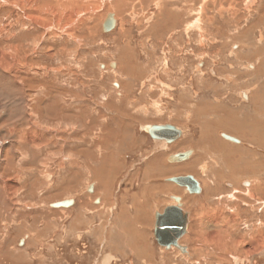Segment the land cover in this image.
<instances>
[{"label":"rangeland","instance_id":"374dc122","mask_svg":"<svg viewBox=\"0 0 264 264\" xmlns=\"http://www.w3.org/2000/svg\"><path fill=\"white\" fill-rule=\"evenodd\" d=\"M248 1L131 4L120 14L111 10L118 25L108 33L101 28L106 10L90 22V34L77 32L81 43L62 36L27 49L37 48L34 68L17 75L25 93L11 83L13 74L0 73V178L18 176L19 181L10 199L0 181V264H264V0ZM10 11L0 10V25H6ZM16 28L28 44V34ZM63 46L70 53L61 56ZM166 46L192 55L193 65L205 62V69L193 66L190 74L197 80L199 101L218 109L196 113L201 121L184 115L198 130L168 147L150 142L144 133L161 116L158 103L150 102L149 87L153 72L164 74ZM48 48L53 58L44 53ZM242 91L246 100L239 96ZM23 97L29 110L22 108ZM189 101L181 100L184 111ZM221 112L225 117L216 120ZM27 113L36 114V126L27 122ZM239 124V129L229 126ZM227 127L241 144L220 137L230 132ZM29 130L38 137L37 152L31 149L35 142L15 144ZM183 150L194 153L181 163L167 161ZM19 153L25 160L8 171ZM183 175L198 181L199 194L167 180ZM173 197L189 213L187 233L179 241L186 253L160 247L153 238L154 215L174 205ZM65 199L75 203L64 210L49 207ZM211 211L226 224H201ZM54 218L69 224L51 241L59 228ZM210 231L220 240L208 239ZM253 238L263 242L249 255Z\"/></svg>","mask_w":264,"mask_h":264},{"label":"bare ground","instance_id":"6f19581e","mask_svg":"<svg viewBox=\"0 0 264 264\" xmlns=\"http://www.w3.org/2000/svg\"><path fill=\"white\" fill-rule=\"evenodd\" d=\"M165 1V0H163ZM171 1V0H170ZM250 1V0H249ZM248 1V2H249ZM252 1V0H251ZM151 3L153 5L159 6L161 0H0V10L7 8L10 9L9 19L6 23V25H0V42H4L5 44L3 46L0 45V73H11L14 76V81L11 83L15 86H20L25 91L22 84L19 81V73L21 71H30L34 68V60H35V49H29L30 46H34L36 43H44L45 40H49L51 38H60L62 36L66 37L68 41H75L77 39L78 43L82 42V39H79L76 37L77 32L82 30L90 32V22L94 21L96 19H101L104 15V12H110L108 14H112L114 18V26L111 30L118 25V20L115 14L116 10L117 13H121L124 11V9L132 4H140L142 3ZM140 4V5H142ZM162 4V3H161ZM199 4H201L199 2ZM147 5V4H146ZM165 5V4H164ZM171 6V5H170ZM205 6V5H204ZM133 7V6H132ZM131 7V8H132ZM166 7V6H165ZM138 8V7H137ZM164 7L160 5L159 11L163 9ZM168 8V7H167ZM110 10V11H108ZM147 10V9H146ZM162 11V10H161ZM133 12V11H132ZM131 13V12H130ZM107 14V15H108ZM128 14V13H127ZM144 14V13H142ZM106 15V16H107ZM133 15V14H131ZM141 15V14H140ZM105 16V18H106ZM122 16V15H121ZM136 16V15H135ZM105 18H103L105 20ZM145 18V17H144ZM158 18V16H157ZM160 18V16H159ZM166 18V17H165ZM103 20V22H104ZM124 21V20H123ZM161 21V20H160ZM158 22V21H157ZM144 23V22H143ZM142 23V24H143ZM146 23V22H145ZM96 24V23H93ZM103 24V23H102ZM153 24V23H152ZM16 26L18 29L22 30L23 32L28 34L27 40L29 41L28 44H25L23 39H19L18 35L13 31V28ZM117 28V27H116ZM17 29V28H16ZM91 30V31H90ZM17 31V30H16ZM31 32V33H30ZM121 33L123 32V29L120 30ZM127 32V31H125ZM66 39V40H67ZM68 43V42H67ZM44 47V46H43ZM77 49V48H76ZM41 51V50H40ZM180 51V50H179ZM188 51V50H187ZM61 56H63V53H70L69 50L66 49L65 46H63L60 50ZM48 57L53 58L54 50L52 48H48L47 51L44 52ZM128 53V52H127ZM37 54V52H36ZM145 54V53H144ZM125 56V55H124ZM140 56V55H139ZM46 57V56H44ZM47 57V58H48ZM121 57V56H120ZM55 58V57H54ZM249 58V57H248ZM30 59L31 62L28 61ZM150 60V59H149ZM124 61V60H123ZM248 61V60H247ZM124 61L123 63H125ZM114 64V63H113ZM120 65V64H119ZM117 64L115 63V67ZM123 66V65H122ZM121 66V70L124 69ZM125 68L127 66H123ZM248 67V66H247ZM252 67V66H251ZM262 67V64H261ZM38 68V67H37ZM129 68V67H128ZM44 68H42L43 70ZM65 69V68H64ZM250 69V67H249ZM254 69V68H253ZM38 70V69H36ZM47 70V69H46ZM120 70V72H121ZM126 70V69H125ZM256 70V68H255ZM45 71V70H44ZM59 71V70H58ZM124 71V70H123ZM35 72V70H34ZM42 72V71H41ZM53 72V71H52ZM251 72V71H250ZM257 72V71H256ZM7 75V74H6ZM18 75V76H17ZM251 75V74H250ZM11 76V75H10ZM246 76V75H245ZM252 76V75H251ZM9 77V76H7ZM229 78L231 76H228ZM232 78V77H231ZM9 79V78H8ZM228 79V78H227ZM237 79V78H236ZM7 80V79H6ZM10 80V79H9ZM8 80V81H9ZM6 81V82H8ZM231 82V81H230ZM118 86V84H116ZM245 91V90H244ZM243 91V92H244ZM25 93V92H24ZM246 95V92H244ZM28 95V94H25ZM251 96V95H250ZM10 97V96H9ZM71 97V96H70ZM254 97V95H253ZM256 97V96H255ZM258 97V96H257ZM72 98V97H71ZM24 101H26L25 106H23V109L29 110V101L26 100V97L22 98ZM30 99V98H29ZM255 100V98H253ZM47 100V99H46ZM47 102V101H46ZM45 105V104H44ZM57 106V105H56ZM65 109V108H64ZM24 111V110H23ZM66 111H68L66 109ZM160 112V111H159ZM24 113V112H22ZM29 116V119L27 122L31 124L32 127L36 126L35 120H36V114L27 113ZM67 114V112H66ZM69 114V113H68ZM35 117H33V116ZM71 116V114H70ZM26 117V116H25ZM73 117V116H71ZM70 119V118H69ZM22 120V119H21ZM25 120V119H24ZM25 124V123H24ZM157 125V124H156ZM13 126V125H12ZM25 126V125H24ZM38 126V125H37ZM260 127V126H259ZM146 131L148 129V126L144 128ZM9 132L11 134L13 133V128L9 127ZM245 133V132H244ZM252 133V132H251ZM155 134V133H154ZM157 136V135H156ZM16 137V136H14ZM254 137V136H253ZM18 140L15 144L23 145L28 143V145H32L33 149L32 151L37 152L38 147L36 143L38 142V137L35 134V132L32 130H29L25 136H17ZM234 138V137H233ZM236 138V137H235ZM261 139V138H260ZM167 142V141H166ZM239 142V141H238ZM1 143V142H0ZM168 143V142H167ZM47 144V143H46ZM177 144V143H176ZM12 145V144H11ZM10 145V146H11ZM27 145V144H26ZM49 145V144H48ZM209 145V144H208ZM46 146V145H45ZM209 149V147H207ZM211 148V147H210ZM11 149V148H10ZM15 150V147H12V150ZM2 145H0V157L2 152ZM14 152V151H13ZM17 152V151H16ZM202 152V151H201ZM10 154V153H9ZM15 154V152L13 153ZM16 155V154H15ZM30 157V156H29ZM25 156L23 153H19L17 156L14 157V160L10 163V168L8 171H10L13 168V163H20L21 161L25 160ZM36 160V159H35ZM1 161V160H0ZM8 161V159H7ZM200 161V160H199ZM41 163V162H40ZM9 165V164H8ZM102 169V168H101ZM95 174V173H94ZM93 174V175H94ZM17 175V174H16ZM3 177V176H2ZM0 181L3 183L4 190L6 193V197H12V195L17 191L19 187V181L18 176H15L14 179L6 180L3 178H0ZM253 184V183H252ZM256 184V183H255ZM254 184V185H255ZM259 188V187H258ZM250 189V188H249ZM256 189V188H254ZM262 190V189H261ZM235 191V190H234ZM32 192V191H31ZM89 192V191H88ZM256 192V191H255ZM249 193V192H248ZM251 194V193H250ZM249 196H252V194ZM5 195V194H4ZM10 199V198H9ZM180 199V198H179ZM8 200V199H7ZM180 201V200H179ZM211 201V200H210ZM173 202L176 205V202L173 197ZM181 206L182 203L180 202ZM15 205V204H14ZM19 205V204H18ZM19 207V206H18ZM26 207V206H25ZM182 208V207H181ZM63 209V208H62ZM64 210V209H63ZM161 213V212H160ZM207 214H203L202 218L199 222L201 224H211L214 227H219L220 225H225L224 220L221 218V215L218 212L211 211V213L206 212ZM222 213V212H221ZM63 214V213H62ZM199 215V214H198ZM232 221V220H231ZM75 222V221H74ZM73 222V223H74ZM230 223V222H229ZM232 223V222H231ZM189 224V222H188ZM210 227V225H209ZM188 228V226H187ZM200 228V227H199ZM232 228V227H231ZM223 229V228H222ZM217 231V230H216ZM224 231V230H223ZM199 232V231H198ZM208 233V232H207ZM223 233V232H222ZM201 234V233H200ZM219 234V233H218ZM215 231H210L207 234L208 239L215 241H219L217 239L219 236ZM261 234V233H260ZM259 234V236H260ZM222 235V234H221ZM253 236V235H252ZM227 237V236H226ZM256 237V236H255ZM262 237V236H261ZM251 239V238H250ZM249 239V240H250ZM224 240V239H223ZM227 240V239H226ZM225 240V241H226ZM259 238H253L250 240L249 244L247 245V254L251 255L258 249ZM263 242V240H261ZM211 242V243H212ZM215 243V242H214ZM228 243V242H227ZM179 244V243H178ZM261 244V243H260ZM229 245V244H228ZM231 245V244H230ZM229 245V246H230ZM262 245V244H261ZM260 245V246H261ZM217 246V244H216ZM233 246V244H232ZM238 246V245H237ZM185 247V246H183ZM236 247V245H235ZM262 247V246H261ZM224 248V245H223ZM176 249V248H175ZM226 249V248H225ZM178 250V249H177ZM179 251V250H178ZM180 253H186V247L185 252ZM4 254V253H3ZM239 260V259H238Z\"/></svg>","mask_w":264,"mask_h":264},{"label":"flooded vegetation","instance_id":"af4514ba","mask_svg":"<svg viewBox=\"0 0 264 264\" xmlns=\"http://www.w3.org/2000/svg\"><path fill=\"white\" fill-rule=\"evenodd\" d=\"M172 50L174 51V49L169 48L168 46L164 47V54L166 57V59L164 60L165 61V63H164V70H165L164 74L162 75L160 73L153 72V74L150 77V82L153 83V86L149 87V96H150L149 99H150V102L156 101L158 103L157 105L159 106L158 108L161 110V116L159 115V117H158L159 120L157 122H154V123L148 125L147 131L144 130V133H145L147 139L150 140V142H156V143H160V144L161 143L163 144L166 142L167 139L172 138L174 136V133L175 134L178 133L179 135H178L177 139L174 140L173 142L167 143L166 144L167 147L170 145L176 144L178 141L182 140L185 137H188L187 136L188 134H190L191 136H195V133L198 130L197 127L192 126L193 123H188V125H187V121H185L184 115H187L188 120H194V119L198 120L199 119V121H201L202 117L198 118L197 114H200V113L205 114V111L207 108L208 109L214 108V107L208 106L205 103V101H199L200 94H199V91H198L197 86H196L197 80H196L194 75L190 74V71L194 70L193 66L195 67V69H198V70L205 69L206 68L205 62H197L195 65H193L192 64L193 61H192V57H191L192 55L190 56V54H183V53L178 54V53H174ZM111 63H114V62H110L109 64H111ZM159 65H162V64L160 63ZM114 66H115V63H114ZM251 66L252 65H248V68L249 67L251 68ZM215 71H216L215 69L210 68L208 73L210 75L214 76ZM158 79H159V82H157ZM183 88H186L185 90L188 93L186 96L190 100L185 107V108H187L185 111L183 108V103H181V100L183 98H187L185 96V94L183 93L184 92ZM242 94H244V97H245L244 100H246L247 96L245 95V93L243 91L239 92V96L241 98H242ZM200 102L203 104H201ZM223 105H225V104H223ZM223 105H221V106H223ZM213 110H216V109H213ZM216 111H218V109ZM222 113L223 112H221V114L219 115V118H215V119L219 120L220 118H223L224 114H222ZM195 115H197V116H195ZM238 115H240V114H238ZM238 120L240 122L241 118L238 117ZM196 122L198 123V121H196ZM212 122H213V120H211V123ZM185 123H186L187 127L189 129H191V132H189V133L185 132V129L183 128ZM154 126H163V127H169V128H166V131H164V132H159V131H153L152 130V128ZM214 126H216V125H214ZM224 126H226V125H224ZM229 126H232L231 128H234V129L241 127L240 124L235 125V126L234 125H229ZM231 128L227 127V129H229V131H230L229 133L228 132L227 133H221L220 132V137L223 138L221 136V134H225V135H228L232 138L234 137V139L239 141L238 143H234V142L227 140L228 142L234 143V144H241V140L239 138H237L238 135H236V133L234 134V132H232L233 130ZM153 137H155V138H153ZM184 151L187 152L186 150H183V152ZM192 153H194V151H192ZM192 153H191V155H192ZM95 201H96L95 203L98 202V200H95ZM74 203H75V201H74ZM65 209H67V208H65ZM52 221H53V223H55L59 226V228L54 231V234L51 237V241H55L56 238H59L63 233L61 226L68 227L69 220L64 219L62 222L61 221L57 222V220L54 218ZM43 226H44V223L42 222V227ZM28 239H29V236H27L26 239L19 240L18 245L24 246ZM179 241H178V243H179Z\"/></svg>","mask_w":264,"mask_h":264},{"label":"water","instance_id":"95a60500","mask_svg":"<svg viewBox=\"0 0 264 264\" xmlns=\"http://www.w3.org/2000/svg\"><path fill=\"white\" fill-rule=\"evenodd\" d=\"M114 26V18L112 14H108L102 24V31L108 33ZM114 68V64H111ZM242 98L245 99L244 94ZM166 128L163 126H154L153 131L164 132ZM148 130V129H147ZM178 133H174V136L166 141L168 143L173 142L177 139ZM221 136L228 141L238 143V141L228 135L221 134ZM155 138V137H153ZM192 151L179 152L170 154L167 161L170 163H181L189 159ZM169 182H173L179 187H182L189 194H199L201 192V187L198 181L191 175L175 176L167 179ZM92 192V186L88 189ZM176 205H167L161 213L156 212L154 215V228H153V238L156 244L165 249L176 248L181 252H185V247L180 246L178 241L187 233V226L189 222V213L181 208L179 197H174ZM74 204L73 199H65L49 204V207L53 209L60 208H70Z\"/></svg>","mask_w":264,"mask_h":264}]
</instances>
